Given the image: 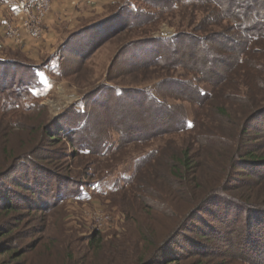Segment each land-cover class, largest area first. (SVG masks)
<instances>
[{
  "label": "rangeland",
  "instance_id": "obj_1",
  "mask_svg": "<svg viewBox=\"0 0 264 264\" xmlns=\"http://www.w3.org/2000/svg\"><path fill=\"white\" fill-rule=\"evenodd\" d=\"M164 3L100 0L74 24L63 21L53 36L44 37L48 15L39 38L0 47V58L8 61L0 63V105L21 83L33 84L36 96L29 110H0V171L15 167L0 182V206L8 194L16 207L9 214L0 208V225L11 227L0 232V264H64L69 257L150 263L154 252V264H264V224L247 233L245 216L223 209L230 199L253 203L251 216L256 207L264 209V167L254 175L236 168L239 181H223L227 145L235 144L247 105L264 106V84L256 82L264 58L252 53L255 67L232 76L218 64L227 82L215 83L207 71L216 55L231 54L230 45L195 35L223 29L210 18L205 22L192 0H175L169 8ZM200 89L212 96L198 101ZM51 129L60 133L52 136ZM185 149L196 172L190 188L220 181L225 189L219 191L229 198L203 216L190 215L194 221L180 232L190 194L181 186L182 196H175L167 174ZM247 149L264 156V130L249 131ZM28 185L42 189L30 196L33 203L43 199L48 208L38 211L23 201L31 194ZM200 229L209 234L201 238Z\"/></svg>",
  "mask_w": 264,
  "mask_h": 264
},
{
  "label": "trees",
  "instance_id": "obj_2",
  "mask_svg": "<svg viewBox=\"0 0 264 264\" xmlns=\"http://www.w3.org/2000/svg\"><path fill=\"white\" fill-rule=\"evenodd\" d=\"M158 2L164 1V8H169L171 6V3H174L172 0H157ZM184 1L189 0H179L181 5H183ZM193 6H197L199 8V11L203 13V20L206 22L209 18V24H217L219 28H222L223 30L218 31H210L207 33V35H204L202 37L196 36L197 40L203 39V41H208L210 39L214 40H224L226 44H229L230 47L228 48L231 50L230 55H224L221 57L217 56L211 61V65L207 71V75L210 76V79H214L215 83L219 82H227L226 81V74L221 73L218 70V64H223V66H228L229 75H237L240 71H244L243 68H253L255 67L254 64H252V61L257 58L252 59L253 54L256 51H259L260 54L258 58L263 59L264 58V0H192ZM199 3V5H198ZM189 4V3H188ZM238 13L240 15H238ZM253 13L256 18H253L251 20H246L248 17V14ZM114 17V16H113ZM113 17L109 19H102L98 21L96 24H92L90 26H87L88 29L91 28L94 25H97L99 23H102V21H110ZM226 20V27L220 26V23L222 21ZM86 27H84L83 30H85ZM120 30V29H119ZM117 30V31H119ZM81 32V31H80ZM79 32V35H80ZM82 34V33H81ZM262 45L258 49H254L255 44ZM209 46V45H208ZM206 47L205 49L211 50V47ZM253 53V54H252ZM251 54V55H250ZM116 61V59L114 60ZM8 62L5 59L0 58V63ZM33 72L35 73V70L33 69ZM256 82L260 84H264V74L261 76H258L256 79ZM214 84V83H213ZM33 84L31 83H21L18 86H14L12 88V97L8 100H3V103H5V106L0 105V110L4 111H11V110H29L31 109V104L33 100L36 99V96L34 95L32 88ZM264 88V87H261ZM199 94L197 95V100L203 102V100H206L207 97L212 96L211 93L206 92L202 89L199 90ZM246 101V99H245ZM2 103V102H1ZM249 103V102H248ZM253 103V102H252ZM249 106L247 105V114L244 116L243 120L241 121L240 126H238V138L234 143H230L227 145V148L231 150L230 157H229V165L227 166L228 170L225 172V175L223 178L224 183H227L229 179H233L234 182H238L240 178H237L235 176L234 170L236 168H241L243 172H246V170H251V174L254 175L257 172V168L264 167V156L263 157H255L252 155L250 151H247V137L249 135V131L253 130L255 132L263 131L264 130V106L254 109L252 107V104ZM246 106V105H245ZM171 109V107H170ZM169 108H164L165 112H168V114L173 113L170 111ZM216 111L219 113V116L221 117H228V114L226 110H224L222 107H217ZM79 118V116H77ZM183 123V128L187 129L189 127L188 119H181L180 124ZM61 130V129H59ZM51 132L55 136L59 134V131L52 130L48 131ZM233 138V137H232ZM53 140V139H50ZM55 140V139H54ZM84 146V144H83ZM23 157V156H22ZM18 158V157H17ZM21 158V157H20ZM19 158V160H20ZM28 158V157H26ZM13 169L5 170L3 172L0 171V182L6 181L8 176L10 175V172L14 170L15 167H11ZM170 171L168 172L167 176L169 179V182L171 184V187L174 189L173 192L175 196L180 197L182 188H187L190 199H188V203L191 206V209L189 210V213L183 216V218L180 220V223L178 224L177 228H180V232L182 230H185V227H187V224L189 221H194L192 219L193 214L200 213L201 216H203V213L206 214L209 208L216 207L215 205L219 206L221 208L223 205L222 198L228 197V195H223L219 191V188L225 189V186H221L220 181L217 182L214 186L211 188H203L200 186V184H197L196 187H191L192 180L195 181L196 172L194 171V166L192 163V159L190 157V153L188 150H183L180 153V156L178 159H174L173 163L169 165ZM254 171H253V170ZM239 170V171H240ZM248 173V172H247ZM222 174V173H221ZM224 174V173H223ZM234 174V175H233ZM51 176V175H50ZM237 178V179H236ZM220 179V177H219ZM191 180V182H190ZM180 185V187L178 186ZM177 188V189H176ZM189 188V189H188ZM27 189L31 192L30 195H24L23 201L29 205L31 208H35L39 211L44 208H48L50 205L46 200H40L38 199L33 203L34 200L30 198L32 194H41L42 189L36 188L32 185H28ZM234 187H231V189L226 190H232ZM186 192V190H185ZM1 194H4L3 191H1ZM4 201H2V211L6 212V214H9V212L13 211L15 212L16 207L14 201H12L11 196L8 194H5ZM39 198H42V196H38ZM232 198V197H231ZM234 199V198H232ZM2 200V199H1ZM230 205H224L223 209H229V212H234L236 214L237 212V218L241 215L245 216L244 223L245 224V231L247 233L251 232L252 229H255L257 232L260 230V226L264 224V209H258L259 207L255 208V215L251 216L250 209L252 207H255L253 203H247L243 201H238L237 199L231 200ZM219 202V204L217 203ZM35 206V207H32ZM218 208V207H217ZM157 209V208H156ZM205 209V211H204ZM164 210V209H161ZM253 218H256L257 222L253 221ZM260 218V219H258ZM215 220L219 221L220 223H227L228 219L223 217H217L215 215ZM237 221L239 219H236ZM259 220V221H258ZM207 227H212L211 225L207 224ZM194 227V226H192ZM190 228V227H189ZM198 228V227H196ZM11 230V227L4 226L3 224L0 225V232L1 234L7 233ZM253 230V231H255ZM202 232V237L204 238L205 234L202 229H200ZM170 235V234H169ZM95 240L96 234L92 236ZM166 242V241H165ZM22 255V252L19 253H13L14 258H18ZM151 261L150 263H143L141 258L133 259L132 264H154L157 262V253L154 252L151 254ZM64 264H94L91 263L88 260L77 259L74 260V258L69 257L68 261ZM107 264V263H106Z\"/></svg>",
  "mask_w": 264,
  "mask_h": 264
},
{
  "label": "crops",
  "instance_id": "obj_3",
  "mask_svg": "<svg viewBox=\"0 0 264 264\" xmlns=\"http://www.w3.org/2000/svg\"><path fill=\"white\" fill-rule=\"evenodd\" d=\"M9 2V0H0V47L10 46L12 43V39L7 36L5 31L6 23L11 20ZM99 3L100 0H56L45 21L47 33L44 34V37L45 35L46 37L53 36L55 29L63 21L74 24L80 15L85 14L88 9L95 8ZM68 23L66 24L68 25ZM21 33L23 39V44L21 46H26L30 42L29 38L24 31H21Z\"/></svg>",
  "mask_w": 264,
  "mask_h": 264
},
{
  "label": "built area",
  "instance_id": "obj_4",
  "mask_svg": "<svg viewBox=\"0 0 264 264\" xmlns=\"http://www.w3.org/2000/svg\"><path fill=\"white\" fill-rule=\"evenodd\" d=\"M11 20L5 31L17 46L23 44L22 33L37 39L41 35V24L49 15L54 0H9ZM18 23L15 24V22Z\"/></svg>",
  "mask_w": 264,
  "mask_h": 264
}]
</instances>
